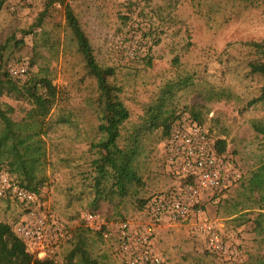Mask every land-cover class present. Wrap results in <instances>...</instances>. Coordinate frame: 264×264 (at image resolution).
<instances>
[{
  "label": "trees",
  "instance_id": "1",
  "mask_svg": "<svg viewBox=\"0 0 264 264\" xmlns=\"http://www.w3.org/2000/svg\"><path fill=\"white\" fill-rule=\"evenodd\" d=\"M61 1L65 7L66 29L70 32L71 42L81 58L86 75L93 80L92 84H88L89 93L86 97L91 113L81 116L68 107L66 90L54 84V68L48 63L38 65L36 70L39 61L37 50L31 57L14 53L8 55V47H11L10 50L15 47L21 51L29 45V35L34 36L35 44H40L41 40L42 47H47L54 54L58 52V41L56 43L52 39L45 27L46 18L50 16L55 3L54 0H48L36 22L28 29L21 30V37L12 36L0 48V170L9 171L18 178L20 184L35 191L40 200H45L39 183L33 184L23 177L20 179L21 176L28 175L24 154L34 151L28 141L31 130L37 128L36 134L49 138L59 160L71 168L73 176L78 177L77 185L71 189L77 194L76 198L83 202L85 212H94L103 219L110 220L102 213L107 206L118 210V217H121L119 221H127L122 209L129 199L135 198L136 207L146 210L152 216V200L160 192L149 197L139 196V189L145 185L140 157L146 153L145 143L150 136L156 133L159 135L157 142L167 140L176 121L188 115L208 131L207 135L214 141L218 155L229 157L227 138L215 137L211 129L205 126L204 109L209 112V107L205 106L207 104L194 102L180 106L182 90L186 91L191 87L207 103L238 102L240 113L257 109L258 105H262L264 109V38L232 40L222 49L213 44L196 48L191 18L197 15L206 21L218 20L227 24L244 19L252 11L264 16V0L119 1L118 17L131 29L141 30L142 34L136 44L140 47L147 46L145 54L138 55L135 59L143 60L145 69L153 67L155 59L169 60L167 69L149 77L146 82L151 87L145 89L147 98L141 104L142 113L135 112L131 106L134 98L129 94L124 81L126 75L137 79L139 73L134 71L136 65L133 63L127 69L118 65L117 79V67L105 65L97 58L91 38L73 4ZM7 2L8 0H0V13ZM39 30L42 36L36 38ZM126 40L129 38L126 37ZM159 45L163 52L157 50ZM128 56L131 57L130 54ZM16 65L27 67L24 78L12 74L11 68ZM141 70L138 69L139 72ZM3 97L27 100L30 103V108L22 118L23 134L16 130L13 122L15 108L6 103ZM78 121L94 124L90 128L81 127ZM13 137H17L19 141L15 140L13 151L4 159L3 145ZM66 139L71 140L72 145H66ZM231 160L242 170L232 158ZM263 172L264 161L255 171L258 181L250 179L248 188L250 192L253 191L249 196L250 200L259 207L253 219L254 231L260 234L264 242ZM243 179L244 172L236 187ZM133 184L136 187L131 189ZM234 188L216 193L221 194L220 200L214 202L221 203ZM254 191H258V195H254ZM89 232L83 225L72 230V238H76L77 242L70 256H80L86 264H100L89 257L86 246ZM0 264L56 263L50 255L44 258L35 256L16 227L8 221L0 220ZM231 264H264V256Z\"/></svg>",
  "mask_w": 264,
  "mask_h": 264
},
{
  "label": "rangeland",
  "instance_id": "2",
  "mask_svg": "<svg viewBox=\"0 0 264 264\" xmlns=\"http://www.w3.org/2000/svg\"><path fill=\"white\" fill-rule=\"evenodd\" d=\"M54 1V5L50 7L51 14L46 18L45 27L52 39L56 43L58 41V52L54 54L47 47H42L41 40L40 44H35L34 36L29 35L27 38L29 45L21 51L15 47L10 50L11 47H8V55L14 53V55L31 57L37 50L39 61L35 67L36 70L38 65L45 63L53 67L55 73L53 82L66 90L68 107L80 113L81 116H87L91 113V107L86 102L89 93L88 84H92L93 80L86 75L81 58L71 42L70 32L66 29L64 3L61 0ZM65 1L73 4L78 12L99 61L105 65L117 67V79L118 65L124 69L133 63L136 65L137 68L134 71L139 73L137 79L126 75L124 81L129 94L134 98L131 106L135 112L142 113L141 104L147 98L145 89L151 87L146 82L149 77L152 78L167 69L169 60L155 59L154 66L145 69L146 66L142 63L144 61L135 59L136 56L145 54L147 46L140 47L136 44V40L142 34L141 30L131 29L124 25L118 17V2L122 0ZM47 2L48 0H8L0 13V48L12 36L21 37V30L28 29L36 22L39 12L46 7ZM191 26L194 31L196 48L213 44L222 49L232 40L264 38V16H259L254 11L248 13L244 19L227 24L218 20L206 21L202 17L193 15ZM41 36L42 33L39 30V34L35 37L40 38ZM126 37L129 40H126ZM157 50L164 51L161 45L157 46ZM129 54L131 57L128 56ZM138 69H142L141 72ZM180 94H182L180 106L194 102L207 104L205 106L209 107V112L204 109L205 126L211 129L215 137L227 138L228 156L242 168L244 179L230 191L221 203L214 202V198L208 196L209 199L205 201V210L200 213V216L212 219L218 224L228 246L227 252L210 251L203 236L193 235L191 223L169 222L165 219L159 223L156 222L153 249L162 254L168 264H231L264 256V242L253 227V219L259 207L253 203V200H250L249 196L253 191L250 192L248 188L251 184L250 179L258 181L255 171L264 161V109L262 105H258L257 109L240 113L238 102L207 103L202 97L199 98L197 91L194 92L191 87L186 91L182 90ZM3 100L15 108L12 114L13 122L16 130L23 134L22 118L26 110L30 108V103L27 100H16L11 97H3ZM134 117L137 116L134 115ZM78 123L79 126L87 128L93 127L94 124L80 121ZM36 131L37 128L31 130L32 134L28 141L31 149L36 152L29 151L24 154L28 175L19 177L30 180L33 184L39 183L45 197V200H42L45 205L41 207V211L50 212L73 230L76 226L83 225L81 215L86 211L83 209V202L76 198L77 194L71 189L77 185L78 177L73 176L71 168L59 160L49 138L36 134ZM158 137L156 133L150 136L145 143L146 153L140 157L145 185L139 189V196L149 197L158 192L176 190L179 185V181L170 174L167 168L163 151L164 141L157 142ZM15 140L19 141L17 137H13L3 145L4 159L13 151ZM65 144L72 145V142L66 139ZM81 145L85 146L84 143ZM261 177L264 179V172ZM255 184L261 185L262 183ZM135 187L136 184H133L131 189ZM254 195H258V191H254ZM135 204V198H131L122 209V214L127 220L139 226L154 222L146 210H139ZM28 212L29 208L25 203L10 197H0V220L8 221L16 227L25 219ZM102 213L110 219H107L108 221L115 219L119 222L121 220L116 209L106 206ZM89 231L86 246L91 259L100 264H126L125 258L111 240L105 239L98 232ZM76 242V238L61 239L49 248V255L56 264H86L80 256L74 258L70 256Z\"/></svg>",
  "mask_w": 264,
  "mask_h": 264
},
{
  "label": "built area",
  "instance_id": "3",
  "mask_svg": "<svg viewBox=\"0 0 264 264\" xmlns=\"http://www.w3.org/2000/svg\"><path fill=\"white\" fill-rule=\"evenodd\" d=\"M15 77L24 78L25 65L12 66ZM207 130L188 115L179 118L171 135L163 143L167 168L178 181L176 190L162 191L152 200L151 215L156 220L191 223L193 235L205 238L208 248L227 252L218 224L200 216L208 196L220 200L221 190H230L241 181L242 170L231 158L219 156ZM0 197L17 199L27 205L29 212L16 226L28 249L37 257L49 256V248L61 239H71L72 230L48 211L35 191L20 184L18 178L5 169L0 170ZM208 197V198H207ZM151 216V217H152ZM152 217V219H153ZM153 219V220H154ZM139 226L129 220L107 221L99 214H83V226L111 240L125 258L126 264H168L165 257L153 249L156 222Z\"/></svg>",
  "mask_w": 264,
  "mask_h": 264
}]
</instances>
